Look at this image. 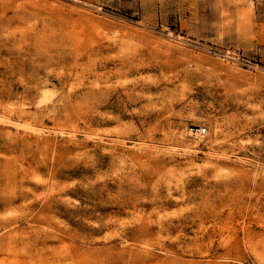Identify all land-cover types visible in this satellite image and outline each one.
Listing matches in <instances>:
<instances>
[{"label":"rangeland","instance_id":"1","mask_svg":"<svg viewBox=\"0 0 264 264\" xmlns=\"http://www.w3.org/2000/svg\"><path fill=\"white\" fill-rule=\"evenodd\" d=\"M254 23L264 0H0V264H264Z\"/></svg>","mask_w":264,"mask_h":264},{"label":"crops","instance_id":"2","mask_svg":"<svg viewBox=\"0 0 264 264\" xmlns=\"http://www.w3.org/2000/svg\"><path fill=\"white\" fill-rule=\"evenodd\" d=\"M251 46L264 58V23H254Z\"/></svg>","mask_w":264,"mask_h":264},{"label":"bare ground","instance_id":"3","mask_svg":"<svg viewBox=\"0 0 264 264\" xmlns=\"http://www.w3.org/2000/svg\"><path fill=\"white\" fill-rule=\"evenodd\" d=\"M52 95H53V90L51 88L49 87L43 88L41 92V96H40V102L48 101L49 99H51ZM194 133H197V132H194Z\"/></svg>","mask_w":264,"mask_h":264},{"label":"built area","instance_id":"4","mask_svg":"<svg viewBox=\"0 0 264 264\" xmlns=\"http://www.w3.org/2000/svg\"><path fill=\"white\" fill-rule=\"evenodd\" d=\"M205 130H206V128L203 129V132H205ZM203 132H201V133H203Z\"/></svg>","mask_w":264,"mask_h":264}]
</instances>
